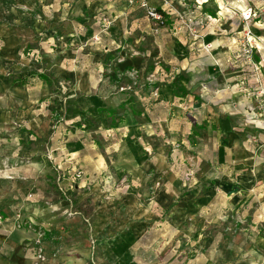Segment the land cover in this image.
<instances>
[{
    "label": "rangeland",
    "instance_id": "374dc122",
    "mask_svg": "<svg viewBox=\"0 0 264 264\" xmlns=\"http://www.w3.org/2000/svg\"><path fill=\"white\" fill-rule=\"evenodd\" d=\"M102 1L77 46L62 0H0V26L34 32L0 57V264L263 255L264 0H147L161 21Z\"/></svg>",
    "mask_w": 264,
    "mask_h": 264
},
{
    "label": "crops",
    "instance_id": "0c3cea01",
    "mask_svg": "<svg viewBox=\"0 0 264 264\" xmlns=\"http://www.w3.org/2000/svg\"><path fill=\"white\" fill-rule=\"evenodd\" d=\"M62 5H60V8L62 10V13L65 15H68L70 19L76 18L75 20L78 22V25L83 27L84 26V32L82 34L76 35L74 41H76L77 46H79L80 42H82L83 46V40L86 36H89L92 32L96 31V23L97 20L100 21L99 17L101 18L100 14L103 13V11L100 12V10L105 7L104 1L102 0H72L71 3L70 0H62ZM104 5V6H103ZM144 10V9H143ZM145 12V11H144ZM104 15H107L110 17V15L102 14V17H106ZM73 21V20H71ZM31 20L29 22H25V24L30 25ZM27 28V29H26ZM26 28H19L13 29L8 28L6 26H0V36L2 37V43L0 45V57L2 59H18V57L21 55V49L24 47L25 40L30 41V36H27L24 33L25 30H28L33 32V29L28 26ZM24 29V31H23ZM22 30L23 32H21ZM114 31V33H120L121 29L116 26L112 27L110 31ZM34 33V32H33ZM34 36V34H33ZM29 38V39H28ZM57 40H61L58 39ZM72 40V39H71ZM73 42V40H72ZM72 42L68 45L69 48L74 49L76 46H71ZM22 46V48H20ZM81 47V46H80ZM20 48V49H19ZM81 49V48H80ZM70 51V49L68 50ZM72 55V54H71ZM65 56H59V58L56 59L54 62V65H51L50 72L54 77L57 79L63 76L65 71L61 67V63L63 61V57ZM65 59V58H64ZM79 71V70H78ZM82 73V72H81ZM83 74V73H82ZM188 90V89H187ZM13 90H11L10 93H12ZM172 94H173V88H172ZM176 97V96H174ZM0 116H3V113H0ZM5 116V114H4ZM149 121L152 122L151 119L148 118ZM183 215L175 216V219H177V222L180 223L183 219ZM188 219H191V223H197L198 222V215H195L193 217L188 216L186 217ZM184 221V220H183ZM175 225V224H174ZM175 227V226H174ZM196 228V226H195ZM257 250V249H256ZM254 248L252 250V253L247 254L245 259L236 260V264L240 262V264H264V254H260L259 251H256ZM212 258L208 259L209 262L206 264H230V262L235 257L234 252H230L229 250L225 248H219L218 250H215V252L212 254ZM217 260L218 262L215 263L213 260ZM239 261V262H238Z\"/></svg>",
    "mask_w": 264,
    "mask_h": 264
},
{
    "label": "trees",
    "instance_id": "16d2710c",
    "mask_svg": "<svg viewBox=\"0 0 264 264\" xmlns=\"http://www.w3.org/2000/svg\"><path fill=\"white\" fill-rule=\"evenodd\" d=\"M159 11V10H158ZM44 80H46L47 82H49V77L45 74H42L41 76ZM172 86H173V95L176 97H180L183 95L188 94V90L180 83V81L178 80H174L172 82ZM133 99H131L129 102H132ZM130 110L131 113L136 117H141V115L144 112V106L143 104L138 100L136 102H133L130 106ZM109 118L112 120V122H110V126H114L115 124V116L112 114V110H109ZM115 121V122H113Z\"/></svg>",
    "mask_w": 264,
    "mask_h": 264
},
{
    "label": "built area",
    "instance_id": "2783aa9c",
    "mask_svg": "<svg viewBox=\"0 0 264 264\" xmlns=\"http://www.w3.org/2000/svg\"><path fill=\"white\" fill-rule=\"evenodd\" d=\"M129 5H138L142 9H144L146 15L150 17L151 19H155L157 21H161L162 13L155 8L151 7L147 0H128L127 1ZM110 21L108 18H102V27L104 28L106 25H109Z\"/></svg>",
    "mask_w": 264,
    "mask_h": 264
},
{
    "label": "bare ground",
    "instance_id": "6f19581e",
    "mask_svg": "<svg viewBox=\"0 0 264 264\" xmlns=\"http://www.w3.org/2000/svg\"><path fill=\"white\" fill-rule=\"evenodd\" d=\"M125 239V238H124Z\"/></svg>",
    "mask_w": 264,
    "mask_h": 264
}]
</instances>
